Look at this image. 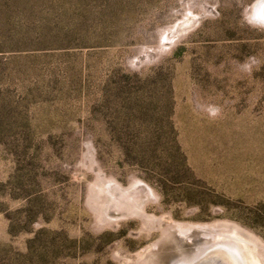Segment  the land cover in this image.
Here are the masks:
<instances>
[{
	"label": "rangeland",
	"instance_id": "1",
	"mask_svg": "<svg viewBox=\"0 0 264 264\" xmlns=\"http://www.w3.org/2000/svg\"><path fill=\"white\" fill-rule=\"evenodd\" d=\"M257 1L134 0L88 24L105 46L30 58L1 54L0 0V264H172L219 235L264 264Z\"/></svg>",
	"mask_w": 264,
	"mask_h": 264
},
{
	"label": "trees",
	"instance_id": "2",
	"mask_svg": "<svg viewBox=\"0 0 264 264\" xmlns=\"http://www.w3.org/2000/svg\"><path fill=\"white\" fill-rule=\"evenodd\" d=\"M133 1L1 0L4 22L23 24L3 30L1 54L17 52L38 58L45 51L60 50L67 53L103 47V42L92 40V37L111 38L118 29L114 26L98 29L88 24H122L123 13L128 9L126 6ZM166 167L169 179L177 180L189 175L185 166L170 163Z\"/></svg>",
	"mask_w": 264,
	"mask_h": 264
},
{
	"label": "water",
	"instance_id": "3",
	"mask_svg": "<svg viewBox=\"0 0 264 264\" xmlns=\"http://www.w3.org/2000/svg\"><path fill=\"white\" fill-rule=\"evenodd\" d=\"M252 10L255 15L259 14L261 22H264V0L257 1ZM181 228L180 225L172 226L168 229L170 232H175L177 229ZM219 245H222L221 243ZM218 249V250H217ZM216 251L223 252L224 249L221 246L216 245H206L196 250V252H192L189 255H192L187 261H184L188 254L185 255L184 258L180 257L172 264H230L225 261L224 258L217 254ZM215 252V253H214Z\"/></svg>",
	"mask_w": 264,
	"mask_h": 264
},
{
	"label": "bare ground",
	"instance_id": "4",
	"mask_svg": "<svg viewBox=\"0 0 264 264\" xmlns=\"http://www.w3.org/2000/svg\"><path fill=\"white\" fill-rule=\"evenodd\" d=\"M239 239L223 235L213 237V241H216L213 244L224 249L223 252L216 251V253L220 254L230 264H259L247 245L240 242ZM220 243L222 245H219Z\"/></svg>",
	"mask_w": 264,
	"mask_h": 264
}]
</instances>
